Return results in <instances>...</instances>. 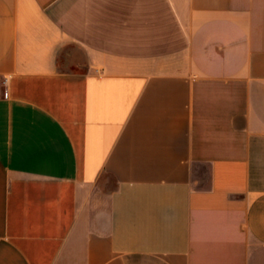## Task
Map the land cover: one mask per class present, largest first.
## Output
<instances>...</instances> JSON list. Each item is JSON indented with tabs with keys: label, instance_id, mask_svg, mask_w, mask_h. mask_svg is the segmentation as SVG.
Returning a JSON list of instances; mask_svg holds the SVG:
<instances>
[{
	"label": "crops",
	"instance_id": "obj_1",
	"mask_svg": "<svg viewBox=\"0 0 264 264\" xmlns=\"http://www.w3.org/2000/svg\"><path fill=\"white\" fill-rule=\"evenodd\" d=\"M261 249L264 0H0V264Z\"/></svg>",
	"mask_w": 264,
	"mask_h": 264
},
{
	"label": "rangeland",
	"instance_id": "obj_2",
	"mask_svg": "<svg viewBox=\"0 0 264 264\" xmlns=\"http://www.w3.org/2000/svg\"><path fill=\"white\" fill-rule=\"evenodd\" d=\"M259 264H264V249H261V253H260V256H259Z\"/></svg>",
	"mask_w": 264,
	"mask_h": 264
},
{
	"label": "built area",
	"instance_id": "obj_3",
	"mask_svg": "<svg viewBox=\"0 0 264 264\" xmlns=\"http://www.w3.org/2000/svg\"><path fill=\"white\" fill-rule=\"evenodd\" d=\"M5 95H7V92H5Z\"/></svg>",
	"mask_w": 264,
	"mask_h": 264
}]
</instances>
